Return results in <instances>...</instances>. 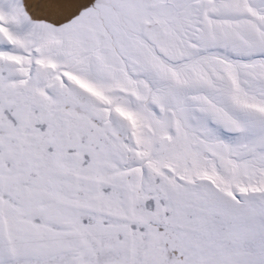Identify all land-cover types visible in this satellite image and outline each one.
Returning <instances> with one entry per match:
<instances>
[{"label": "snow or ice", "instance_id": "6c2138e0", "mask_svg": "<svg viewBox=\"0 0 264 264\" xmlns=\"http://www.w3.org/2000/svg\"><path fill=\"white\" fill-rule=\"evenodd\" d=\"M0 264H264V0H0Z\"/></svg>", "mask_w": 264, "mask_h": 264}]
</instances>
